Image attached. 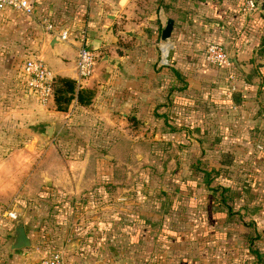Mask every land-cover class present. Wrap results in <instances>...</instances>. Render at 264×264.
<instances>
[{"label": "crops", "instance_id": "1", "mask_svg": "<svg viewBox=\"0 0 264 264\" xmlns=\"http://www.w3.org/2000/svg\"><path fill=\"white\" fill-rule=\"evenodd\" d=\"M28 2L32 13L29 17L8 9L0 11V40L3 35L11 38L20 31L30 33L28 39L34 45V55L45 62L53 76L75 81L76 42H60L46 33L38 23L39 16L45 15L58 28L66 27L72 32L84 29L95 60L91 76L78 85L93 92L89 104L81 106L73 100L66 111H56L52 99L47 102L60 146L49 144L42 150L38 161L44 162L38 171L28 173L31 178L20 188L25 189L22 199L38 196L40 200L47 194L60 198L56 203L70 199L76 204L87 198V193L95 196L96 190L107 195L105 188L115 184L117 172L113 167L122 164L121 160H126L133 151L147 150L154 154L156 148L158 151L163 148L161 145L175 148L170 158L171 172L185 169L191 189L198 186L205 190L199 175L194 173L195 168L220 172L214 185L231 189L226 179L232 174L235 161L242 158L250 161L247 150L264 140V54L257 55L264 24L259 15L241 16L238 12L241 0ZM167 18L173 20L169 38L173 47L168 66L164 67L158 62L159 46L163 44L159 33ZM37 26L40 31H36ZM211 43H221L226 48L229 59L226 67L205 62L204 49ZM230 84L235 86L232 92ZM121 141H126L125 159ZM261 146L263 151L259 150L255 160L256 170L259 164L264 166V143ZM135 153L134 157L140 156ZM224 159L231 161L223 164ZM164 164L160 161L162 171ZM24 167L25 163L16 164L10 169L11 177ZM5 190L3 187L0 193L3 200L8 196ZM211 198V203L223 213L222 224L228 230L224 233L236 235L244 245L243 253L250 259L244 264H264V231L254 218L247 216L248 206H237L233 199L227 200L234 209L239 208L233 210L234 216L228 217L225 208ZM20 209L11 208L18 216ZM35 213L25 212V216H36ZM71 214L70 221L64 226L59 224L52 234L43 229L36 232L30 221L23 220L33 246L12 253L7 250L10 241L7 230L2 228L6 239L0 236V264H27L53 250L59 251L67 264H98L93 252L111 249V227L117 225V217L103 216L106 223L101 229L97 216H83L80 209ZM143 217L119 219L135 222ZM247 220L252 228L240 227L239 221ZM5 221L6 228L11 229L14 221ZM95 225L103 234L100 250ZM241 231L255 234L257 239L252 241V248L255 245L262 262L248 251ZM126 234L120 233L125 243L130 237ZM138 250L142 252L141 247Z\"/></svg>", "mask_w": 264, "mask_h": 264}, {"label": "rangeland", "instance_id": "2", "mask_svg": "<svg viewBox=\"0 0 264 264\" xmlns=\"http://www.w3.org/2000/svg\"><path fill=\"white\" fill-rule=\"evenodd\" d=\"M258 15L264 23L263 15L257 12ZM36 31H40L38 26ZM29 34L20 31L11 38L3 35L0 40V193L6 187L4 193L8 194L4 200L0 197L2 240L6 239L2 235L6 234L5 229L10 230L6 228L4 212L15 206L21 208L19 215L23 211L30 215L36 212V216L24 215V220L30 221L36 232L43 229L51 234L59 224L64 226L70 221L72 211L80 209L83 216H97L101 229L106 223L102 221L103 216L117 217V225L111 227V249L93 252L98 264H205L210 260L213 264H244L248 259L243 253L244 245L236 235L224 233L227 229L222 224L223 213L211 203V196L198 186L191 189L185 169L171 172L170 158L175 149L172 145L165 148L166 145L159 144L163 148L159 151L156 148L154 154L147 150L131 151L127 161L121 160L123 165L113 167L117 172L115 184L110 189L105 188L107 195L96 190L95 196H91L92 192L87 193V198L76 204L70 199L56 203L60 198L47 194L40 200L38 196L22 199L21 193L25 189L20 190L21 186L44 162L38 161L42 150L49 144L60 146L54 131L47 139L40 135L43 126L53 118L48 113V106L39 104L23 84L22 62L35 53ZM120 143L125 159L126 141ZM262 143L264 140H259L247 150L250 161L247 158L235 161L237 167L235 165L226 184L231 185L230 196L235 204L248 206L247 216L254 218L264 231V166L259 164L258 170L255 166L259 150L263 151ZM134 153L140 156L134 157ZM160 161L165 162L163 171ZM24 163L23 171L12 178L10 169ZM146 166L151 168L146 169ZM120 216L148 217L132 222L121 220ZM105 227L109 228V224ZM99 228L95 229L99 236L98 249L103 245ZM122 232L130 235L126 243L120 236ZM139 247L142 252L137 251ZM171 247L178 250L172 252L168 249Z\"/></svg>", "mask_w": 264, "mask_h": 264}, {"label": "built area", "instance_id": "3", "mask_svg": "<svg viewBox=\"0 0 264 264\" xmlns=\"http://www.w3.org/2000/svg\"><path fill=\"white\" fill-rule=\"evenodd\" d=\"M4 9L11 10L20 16L29 17L32 15L28 0H0V11ZM238 12L245 18H250L258 13L259 4L256 0H241ZM38 23L41 28L56 40L60 42H68L75 40L76 42V60H75V83L78 86L80 82L91 76L94 67L95 53L88 47L84 29L72 32L69 28H58L54 22L49 20L45 15H40ZM159 46V65L168 66L169 51L173 47V43L168 40L161 42ZM204 59L209 65L215 67H226L229 64L228 52L221 43H211L206 45L204 49ZM21 76L23 84L32 96L41 105L47 104L51 98L53 74L38 56L26 57L21 65ZM229 92L235 90L234 84L229 85ZM4 216L8 220H16L17 213L13 210L4 212ZM27 264H67L62 254L53 250L50 253L41 256Z\"/></svg>", "mask_w": 264, "mask_h": 264}, {"label": "trees", "instance_id": "4", "mask_svg": "<svg viewBox=\"0 0 264 264\" xmlns=\"http://www.w3.org/2000/svg\"><path fill=\"white\" fill-rule=\"evenodd\" d=\"M163 0H160L162 3ZM264 24V23H263ZM264 26V25H263ZM258 50L257 55L262 56L264 54V33L260 36L258 41ZM33 56V55H31ZM30 57V56H29ZM52 91H51V99L53 102V108L56 111H66L71 101H75L78 105L84 106L89 104L93 92L90 89L79 88L73 79L61 76H55L52 80ZM233 95V93H232ZM230 159H224L223 164H229ZM194 173L199 175L201 182L203 184V188L211 193V196L215 198L216 205L223 206L225 208L226 216H234L236 213L235 209L232 205L226 203L227 200H231L230 190L228 187H223L221 185H217L213 183L216 178L220 175V172L215 171L213 169L210 170H200L195 168ZM225 216V214H224ZM241 216V215H238ZM240 227L252 228V223L250 221H239ZM27 231V230H26ZM240 235L243 237V241L247 243V249L250 253H253L257 259V261L262 262L261 255L259 251L253 246V240L257 239L255 234L249 232H242Z\"/></svg>", "mask_w": 264, "mask_h": 264}, {"label": "water", "instance_id": "5", "mask_svg": "<svg viewBox=\"0 0 264 264\" xmlns=\"http://www.w3.org/2000/svg\"><path fill=\"white\" fill-rule=\"evenodd\" d=\"M259 4L260 13L264 17V0H256ZM173 26L172 18H167L164 26L161 28L159 33V39L161 42H164L170 38L171 31ZM53 132V123L49 122L48 124L43 126V132L40 135H43L44 138H49ZM25 211H23L19 218L16 219L13 223V226L10 230L7 231V236L10 241L7 245V250L9 253H12L14 250L20 249H30L33 244L24 228L23 220H24Z\"/></svg>", "mask_w": 264, "mask_h": 264}]
</instances>
